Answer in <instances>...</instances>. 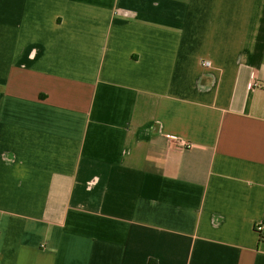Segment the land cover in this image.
I'll return each mask as SVG.
<instances>
[{
    "label": "crops",
    "instance_id": "1",
    "mask_svg": "<svg viewBox=\"0 0 264 264\" xmlns=\"http://www.w3.org/2000/svg\"><path fill=\"white\" fill-rule=\"evenodd\" d=\"M260 224L264 0H0V264H264Z\"/></svg>",
    "mask_w": 264,
    "mask_h": 264
},
{
    "label": "built area",
    "instance_id": "2",
    "mask_svg": "<svg viewBox=\"0 0 264 264\" xmlns=\"http://www.w3.org/2000/svg\"><path fill=\"white\" fill-rule=\"evenodd\" d=\"M203 65H204L205 67H210V66H211V63H210L209 61H205V62L203 63ZM258 85H259V84H258L256 78L253 77V79H252V81H251V85H250L251 88H255V87H257ZM256 229H257V232H259V234L264 235V225H262V224L257 225Z\"/></svg>",
    "mask_w": 264,
    "mask_h": 264
},
{
    "label": "trees",
    "instance_id": "3",
    "mask_svg": "<svg viewBox=\"0 0 264 264\" xmlns=\"http://www.w3.org/2000/svg\"><path fill=\"white\" fill-rule=\"evenodd\" d=\"M261 235V234H260ZM261 240L264 241V235H261Z\"/></svg>",
    "mask_w": 264,
    "mask_h": 264
}]
</instances>
